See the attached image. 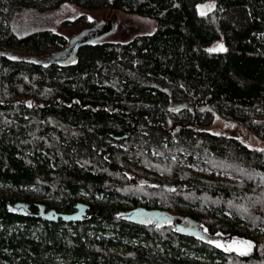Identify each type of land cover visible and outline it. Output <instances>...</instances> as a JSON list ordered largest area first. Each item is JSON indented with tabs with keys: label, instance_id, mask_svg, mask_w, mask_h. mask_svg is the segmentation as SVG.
<instances>
[{
	"label": "trees",
	"instance_id": "1",
	"mask_svg": "<svg viewBox=\"0 0 264 264\" xmlns=\"http://www.w3.org/2000/svg\"><path fill=\"white\" fill-rule=\"evenodd\" d=\"M65 1L146 16L155 30L81 40L73 61L48 62L66 39L13 19ZM200 1L0 0V264H264V146L201 128L216 116L264 142V0H213L205 15ZM216 39L225 51L206 50ZM85 199L79 222L39 213ZM135 207L192 218L207 238L122 217ZM225 235L253 251L210 240Z\"/></svg>",
	"mask_w": 264,
	"mask_h": 264
},
{
	"label": "rangeland",
	"instance_id": "2",
	"mask_svg": "<svg viewBox=\"0 0 264 264\" xmlns=\"http://www.w3.org/2000/svg\"><path fill=\"white\" fill-rule=\"evenodd\" d=\"M214 5L213 0H203L196 4V9L207 12ZM91 17V19H89ZM15 25L22 30L33 28H47L66 39L68 46L47 58V61L57 63H68L74 60V53L69 51L73 45L83 40L86 41H128L138 34H150L155 30V21L152 18L136 13L122 12L113 7L105 6L98 8H87L82 5L65 1L62 4L43 9L40 11L27 9L18 12L13 19ZM225 44L222 39H216L205 48L209 52ZM68 51V52H66ZM63 52V53H61ZM183 104L182 102L176 103ZM204 122V121H202ZM213 133H222L235 137L249 147L262 148L264 142L254 137L250 132L241 129L236 123L227 124L214 116L212 121L201 127ZM62 129H65L62 127ZM32 192L31 189H22V192ZM86 202V199L85 201ZM139 203H143L140 200ZM164 206V205H163ZM88 213V212H87ZM264 239V226L259 228ZM226 236V235H225ZM212 243L226 252L246 255L253 251L254 243L242 237L229 236L226 240H213Z\"/></svg>",
	"mask_w": 264,
	"mask_h": 264
},
{
	"label": "water",
	"instance_id": "3",
	"mask_svg": "<svg viewBox=\"0 0 264 264\" xmlns=\"http://www.w3.org/2000/svg\"><path fill=\"white\" fill-rule=\"evenodd\" d=\"M47 121L51 125L57 127L58 129H60L62 131H68L69 130V127L66 124L62 123L61 121H59L58 119H56L54 117L48 116ZM62 127H64L65 129H62ZM164 189H166V188H164ZM73 208H74V211H72L71 213H58V212H55L54 210L50 209L46 212L49 215L47 217V219L49 221L60 220L62 222H79V221H82V219L85 217L86 213L90 210V206L87 203L82 202V201H77L73 205ZM12 209H14V208H12ZM22 209H23V211L26 210L25 204H22ZM38 209H39V213H41L43 210L42 204H39ZM146 211L147 212L151 211L153 213H156L158 216L160 215V217H165L162 215V213L158 212L157 210H154V209L146 210L143 207H135L133 209H130V210L124 212L122 214V217L128 221H135V219L133 217L141 216ZM186 222H189L190 225L194 226V227L198 225V223L195 220H193L192 218H189V217L186 218ZM174 229L177 231V229L175 227H174ZM195 233L198 235L200 232L198 230H196Z\"/></svg>",
	"mask_w": 264,
	"mask_h": 264
},
{
	"label": "flooded vegetation",
	"instance_id": "4",
	"mask_svg": "<svg viewBox=\"0 0 264 264\" xmlns=\"http://www.w3.org/2000/svg\"><path fill=\"white\" fill-rule=\"evenodd\" d=\"M10 207H11V209L14 208L13 210H16L18 213H22L23 212L22 204H21L20 201H16ZM146 210H148V209H146ZM73 211H74V209H73ZM25 212H26V210H25ZM46 212H47V209L43 208V210H42V212L40 214L43 215L47 219V217L49 215ZM86 215H87V213H86ZM133 218L135 219V221H129V222L137 223V224H140V225H143V224L146 225L148 223L156 224V223H158L160 221L165 222V220L169 221V222L172 221L173 228L175 227L177 229L176 232L179 235H184V236H188V237H191V238H207V237H205V234L202 231V229L200 228L199 224L194 227V226H191L189 222H186V218L187 217H178L177 219H172L170 217L169 219H167L165 217H160V215L158 216L156 213H153L151 211H148V212L146 211L143 215L136 216V217H133ZM196 230H198L200 232L198 235L195 233ZM229 236H235V235L215 236V237L211 238L210 240H211V242L213 240H218V241L226 240V238H229ZM236 237H238V236H236Z\"/></svg>",
	"mask_w": 264,
	"mask_h": 264
},
{
	"label": "snow or ice",
	"instance_id": "5",
	"mask_svg": "<svg viewBox=\"0 0 264 264\" xmlns=\"http://www.w3.org/2000/svg\"><path fill=\"white\" fill-rule=\"evenodd\" d=\"M201 15H205V12L203 10H201L200 12ZM89 19H91V17H89ZM210 51H225V49L223 48V46H219L218 48L216 49H211ZM217 246H221V245H217Z\"/></svg>",
	"mask_w": 264,
	"mask_h": 264
}]
</instances>
